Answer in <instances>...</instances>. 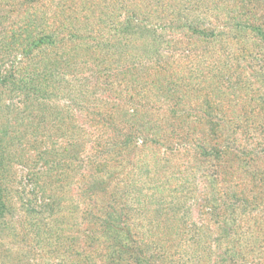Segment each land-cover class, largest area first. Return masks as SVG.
I'll use <instances>...</instances> for the list:
<instances>
[{"label": "rangeland", "instance_id": "obj_1", "mask_svg": "<svg viewBox=\"0 0 264 264\" xmlns=\"http://www.w3.org/2000/svg\"><path fill=\"white\" fill-rule=\"evenodd\" d=\"M253 3L0 0V264H104L108 250L114 264H264V181L251 176L264 175V0ZM206 99L249 163L208 155L194 110ZM170 105L193 116L177 123Z\"/></svg>", "mask_w": 264, "mask_h": 264}, {"label": "trees", "instance_id": "obj_2", "mask_svg": "<svg viewBox=\"0 0 264 264\" xmlns=\"http://www.w3.org/2000/svg\"><path fill=\"white\" fill-rule=\"evenodd\" d=\"M253 1L254 0H247V2H248V5L246 6V8H247L246 12L247 13L252 12V9L254 7ZM239 26H242V25L239 24ZM257 28H258L259 32L263 31V30H261V28H259V27H257ZM193 30L196 31L198 29L194 28ZM263 32L261 34H262V37L264 40V33ZM131 65H133V64H131ZM131 67L129 66L127 69H130ZM133 69H135V68H133ZM100 74H101V72H100ZM176 80H177L176 77L173 76L172 81L175 82ZM228 81H229V79H228ZM135 92H134L135 94H138L137 91H135ZM176 99L178 101H179V99H180V101H184L185 104H187L186 106H191L188 108L193 109V106L191 104V102H193L192 99L191 100L189 99L190 101L188 99L184 100L181 96H176ZM194 110L197 114V117L198 118L199 117L205 118L207 123L210 126V134L213 137V140L211 141L212 142L211 143V145H212L211 146L212 147L211 153L209 152L210 151L209 150L208 155L213 156V158L219 160L220 162L223 161V163H221L222 167L223 168L225 167V169H228V170H229V168H232L233 164H235V163H237V165L244 164L247 162L249 163V160H246L247 159L246 154H244V156H241L240 153L238 152L239 151L238 149H236V148L228 145L227 143H225L226 142V135H227V131H228V126H227V122H226V115H224V113L222 114V112L218 111V109H216V108L214 109L210 99L205 100V105L203 107L202 106H200V107L195 106ZM169 113H170V116L173 118V120H175L177 123H179V120L185 119L187 117L191 118L193 116L191 110L186 111V109H184V108L179 109V107L176 108L173 105L169 106ZM245 116H247L246 113H245ZM189 130H191V129H189ZM255 158H258V157L256 156ZM224 163H225V165H224ZM217 174H218L217 171L214 172V176H216ZM251 176H252V179H257V180H260L262 182L264 181V178H263L264 175L262 173H260V171L253 172L251 174ZM215 181L216 180H214V182ZM232 197H233V199H236V198H240V195H237L236 193H232ZM231 201L232 200L230 199V197L227 196L222 203L229 205V206H232L233 207L232 210H235L236 206H235V204H231L232 203ZM96 206H97V204H96ZM216 208H218V207H216ZM106 215H107V212H106ZM94 216H96V215H94ZM106 217L107 218L102 221L103 222L102 227L105 226V228L107 229L108 232H113L115 223L111 219V217H108V215ZM94 219H97V217H95ZM231 221H233V223H235V218L231 219ZM224 227H225L223 230L224 233L230 232L231 227L228 224H225ZM123 230L126 231L125 228ZM111 234H113V233H111ZM109 238L111 240V243H109V244H112L111 247H115L117 249L124 250L123 245L121 243L122 240H120L118 236L115 237L114 235H112ZM134 239H135L134 236H132L131 240L135 241ZM113 252H114V250H112V251L110 250V252H109V250L103 251V252L99 253L98 257L104 264H114V257L112 255ZM123 258H124L123 256L119 255L118 260H121L122 264H126L127 261ZM84 259L88 261V258H84ZM233 264H236V262H234Z\"/></svg>", "mask_w": 264, "mask_h": 264}]
</instances>
